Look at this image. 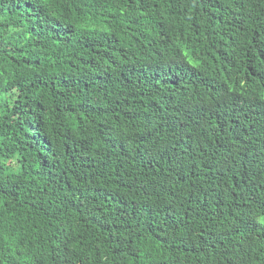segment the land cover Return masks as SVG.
<instances>
[{
  "label": "trees",
  "instance_id": "16d2710c",
  "mask_svg": "<svg viewBox=\"0 0 264 264\" xmlns=\"http://www.w3.org/2000/svg\"><path fill=\"white\" fill-rule=\"evenodd\" d=\"M264 0H0V264H264Z\"/></svg>",
  "mask_w": 264,
  "mask_h": 264
},
{
  "label": "rangeland",
  "instance_id": "374dc122",
  "mask_svg": "<svg viewBox=\"0 0 264 264\" xmlns=\"http://www.w3.org/2000/svg\"><path fill=\"white\" fill-rule=\"evenodd\" d=\"M260 220L264 223V215L260 217Z\"/></svg>",
  "mask_w": 264,
  "mask_h": 264
}]
</instances>
